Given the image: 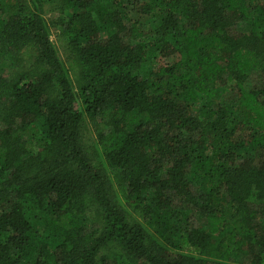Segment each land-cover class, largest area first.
Returning <instances> with one entry per match:
<instances>
[{
  "label": "trees",
  "instance_id": "1",
  "mask_svg": "<svg viewBox=\"0 0 264 264\" xmlns=\"http://www.w3.org/2000/svg\"><path fill=\"white\" fill-rule=\"evenodd\" d=\"M2 58L0 264H264V0H0Z\"/></svg>",
  "mask_w": 264,
  "mask_h": 264
},
{
  "label": "rangeland",
  "instance_id": "2",
  "mask_svg": "<svg viewBox=\"0 0 264 264\" xmlns=\"http://www.w3.org/2000/svg\"><path fill=\"white\" fill-rule=\"evenodd\" d=\"M127 3V2H126ZM130 5V4H128ZM127 5V6H128ZM45 17L47 18V20H49L51 23L53 21H55L56 19H58L59 17V13L57 11H52L49 9V6H47L46 8V13H45ZM148 16H142L139 15V17L137 15L134 14L133 18H135L136 20H138L140 26L145 29L146 31L150 30V26H151V20L149 18H147ZM243 29L245 31L248 30V25L246 24H241L240 25V29ZM58 34V30L55 27H52V40L55 42L56 47L58 48L60 55L62 56V58H65V51L64 49H62V43L59 42L56 39V35ZM102 35H106L107 32H102ZM4 58H2L0 60V70L3 71L6 67H7V63L3 60ZM163 60H173V57L170 58H163V57H159V59L155 60L152 59L151 60V65H155L158 64L159 62H163ZM149 68L151 66H148ZM7 74L10 76L11 75V70H7ZM264 85V73L260 70V69H256L254 71H252V73L249 75L248 81H247V87L248 88H255V87H261ZM197 114L199 115L200 118L203 117V113L201 111V104H197L194 106L193 108Z\"/></svg>",
  "mask_w": 264,
  "mask_h": 264
}]
</instances>
